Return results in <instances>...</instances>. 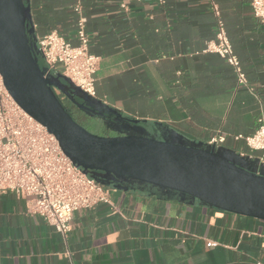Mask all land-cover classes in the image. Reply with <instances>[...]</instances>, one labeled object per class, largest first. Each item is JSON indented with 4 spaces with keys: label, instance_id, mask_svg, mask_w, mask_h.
<instances>
[{
    "label": "crops",
    "instance_id": "0c3cea01",
    "mask_svg": "<svg viewBox=\"0 0 264 264\" xmlns=\"http://www.w3.org/2000/svg\"><path fill=\"white\" fill-rule=\"evenodd\" d=\"M233 52L246 75L215 53L203 52L214 37L211 0H29L36 39L56 30L76 42L78 2L89 50L99 56L94 98L109 115L93 131L184 140L235 155L252 154L242 139L264 118V25L250 0H213ZM37 46V45H36ZM39 59L40 56L38 55ZM102 126V127H100ZM253 159L245 163L254 167ZM108 204L74 212L63 237L28 211L29 198L0 191V264H253L264 259V220L209 206L149 184L126 189L106 185ZM210 240L213 245L207 246Z\"/></svg>",
    "mask_w": 264,
    "mask_h": 264
},
{
    "label": "water",
    "instance_id": "95a60500",
    "mask_svg": "<svg viewBox=\"0 0 264 264\" xmlns=\"http://www.w3.org/2000/svg\"><path fill=\"white\" fill-rule=\"evenodd\" d=\"M29 0H0V74L16 103L54 134L64 153L99 182H129L178 192L209 206L264 220V165L258 156L199 146L173 132L157 138L123 131L100 135L74 120L58 95L66 85L89 113L137 123L80 90L60 73L44 76ZM253 159L254 167L245 160Z\"/></svg>",
    "mask_w": 264,
    "mask_h": 264
},
{
    "label": "built area",
    "instance_id": "2783aa9c",
    "mask_svg": "<svg viewBox=\"0 0 264 264\" xmlns=\"http://www.w3.org/2000/svg\"><path fill=\"white\" fill-rule=\"evenodd\" d=\"M250 7L253 16L264 25V0H250ZM211 10L216 17V29L202 51L223 58L233 69L238 83L244 84L245 72L233 52L219 8L213 0ZM73 11L76 13L75 43L53 29L39 36L36 45L44 76L60 73L80 90L94 96V72L99 56L89 50L86 20L79 2L73 6ZM55 92L59 95L57 89ZM257 121L253 134L238 135L235 139H242L251 151H259V162L264 165L263 116ZM223 141V136L216 135L208 143L217 145ZM7 190L29 198L28 211L41 216L63 237L70 230L74 212L80 208L106 203L119 212L109 197L107 186L72 162L54 134L16 103L0 74V191ZM206 245H213V242L208 240ZM253 264H264V259H257Z\"/></svg>",
    "mask_w": 264,
    "mask_h": 264
},
{
    "label": "flooded vegetation",
    "instance_id": "af4514ba",
    "mask_svg": "<svg viewBox=\"0 0 264 264\" xmlns=\"http://www.w3.org/2000/svg\"><path fill=\"white\" fill-rule=\"evenodd\" d=\"M40 63H42L41 58H40ZM65 89H66V93L59 91L58 97L60 98V101L67 109V111L71 114V116L73 118H76L83 124L87 125L91 129H93L94 126H96L97 124L101 125L100 117L89 113L82 107L81 104L84 103L73 93L71 87L66 85Z\"/></svg>",
    "mask_w": 264,
    "mask_h": 264
},
{
    "label": "rangeland",
    "instance_id": "374dc122",
    "mask_svg": "<svg viewBox=\"0 0 264 264\" xmlns=\"http://www.w3.org/2000/svg\"><path fill=\"white\" fill-rule=\"evenodd\" d=\"M42 64V63H40ZM75 121H77L78 123H80L81 125H83L86 129H88L89 131L91 132H94L96 134H100V135H103V132L101 131H93L91 128H89L87 125L83 124L82 122H80L79 120H77L76 118H74Z\"/></svg>",
    "mask_w": 264,
    "mask_h": 264
},
{
    "label": "trees",
    "instance_id": "16d2710c",
    "mask_svg": "<svg viewBox=\"0 0 264 264\" xmlns=\"http://www.w3.org/2000/svg\"><path fill=\"white\" fill-rule=\"evenodd\" d=\"M39 62H40V59H39Z\"/></svg>",
    "mask_w": 264,
    "mask_h": 264
}]
</instances>
